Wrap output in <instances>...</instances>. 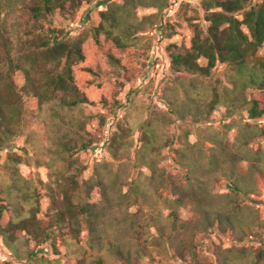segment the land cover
<instances>
[{
    "label": "rangeland",
    "instance_id": "obj_1",
    "mask_svg": "<svg viewBox=\"0 0 264 264\" xmlns=\"http://www.w3.org/2000/svg\"><path fill=\"white\" fill-rule=\"evenodd\" d=\"M23 2L0 0L2 72H8L19 89L25 83L22 72L6 69L10 62H19L25 39L56 34L68 42L79 40L84 60L73 67L75 82L92 103L63 107L50 100L39 104L36 97L23 93L21 122L13 121L7 135H2L0 128V199L5 205L0 225L7 227L23 219L27 226L16 235L12 248L0 235V264H29L27 255L31 252H35L34 258L59 259L61 264H79L78 259L105 254L103 241L100 246H90L83 235L73 233L68 226L61 231L55 228L54 237L44 243L38 232L37 225L53 212L47 184L55 188L60 199V193L69 187L68 175L81 166L80 186L94 173L103 175L108 183L114 181L115 194L126 190L120 182L138 184L146 196L147 188L154 186V194L161 199L160 211L165 210L169 187L153 180L158 175L182 184L191 175L195 178L191 186L214 202L221 204L223 196L229 194L233 203L245 210L244 218L239 219L240 225L248 227L243 233L239 227L226 226L215 210L201 212L190 205L180 206L179 218L196 228L191 250L165 243L154 226L141 220L140 240L149 257L137 264H220L223 254L230 257L226 264H237L233 260L239 252L236 249H244L248 254L245 261H249L258 248H264V176L253 173L255 191L234 195L227 168L213 169L207 159L222 141L229 145L237 142L241 136L237 124L264 130V115L248 119L242 112L243 117L234 114L223 119L219 109L209 115L202 112L216 81L225 84L224 64H216L209 76L170 69L167 46L190 44L192 29L186 18H197L195 21L205 26L200 0H166L156 19L147 21L134 35L133 43L124 48L103 34L96 40L93 31L98 12L122 0L83 2L72 20L55 10L40 19V26L29 35L25 33L33 28V20L23 11ZM153 12V8H137L136 15L141 18ZM62 136L91 140V146L63 158L55 146ZM245 146L264 157V133L251 137ZM247 162L239 161L237 170L244 172ZM143 210L151 209L145 206ZM251 213L257 221L251 222ZM113 263L125 264L120 259Z\"/></svg>",
    "mask_w": 264,
    "mask_h": 264
},
{
    "label": "trees",
    "instance_id": "obj_2",
    "mask_svg": "<svg viewBox=\"0 0 264 264\" xmlns=\"http://www.w3.org/2000/svg\"><path fill=\"white\" fill-rule=\"evenodd\" d=\"M88 1L24 0L22 9L33 20V28L25 34L34 32L40 26L39 20L55 10L72 20L82 3ZM165 2L122 0L121 3L107 4L105 9L98 12L99 21L93 28L96 40L103 34L119 48L129 46L145 23L156 19ZM137 8H153L155 12L138 18ZM199 8L203 12L205 26L196 22L197 18H186L192 29L189 46L175 43L167 46L171 71L209 76L216 64H224L225 84L216 81L202 112L209 115L219 109L223 119H230L234 114L243 117L242 112H245L248 119L261 117L264 115V0H200ZM21 47L19 62H10L6 70H20L24 85L16 89L9 73L4 74L0 66L2 135L10 133L9 126L13 121L21 122L23 93L36 97L39 104L50 100H56L63 107L92 103L75 82L73 67L84 60L79 40L68 42L56 34L37 35L25 39ZM237 126L241 135L237 142L229 145L222 141L207 157L213 169L227 168L230 191L234 195L255 191L253 173L264 176V157L250 152L245 146L251 137L263 134L264 130L250 124L240 123ZM55 146L64 158L71 151L90 148L91 140L62 136L55 141ZM241 160L248 161L244 172L236 168ZM83 170V166L76 167L68 175L69 187L60 193V199L55 194V188L47 184L49 208L53 212L47 214V220H41V224L37 225L42 243L54 237L55 228L61 231L65 226L71 228L73 233L83 235L90 246H100L102 241L105 243L104 255L99 254L88 260L78 259L79 264H114L116 259L125 264H137L141 258L149 257L145 243L140 240L141 220L146 221L148 226H154L165 243L191 250L194 234L197 235L196 228L189 221L179 218L177 210L180 206L190 205L201 212L215 210L226 226L232 229L239 227L243 233L248 228L239 224L245 210L241 205L233 203L235 200L232 196L224 195L221 204L214 202L211 197L191 186L195 180L191 175L186 176V184L160 175L153 178L158 185L164 187L165 183L169 187L165 210L160 211L158 205L161 199L158 194H154V186L147 188L149 196H146L138 184L120 182V187L126 186V190L115 194V182L108 183L99 173L83 180L80 186L78 176ZM229 197L231 199H227ZM145 206L151 210L144 211ZM4 208L0 199V219ZM252 213L250 220L255 222L257 218ZM24 221L10 222L7 227L0 225V235L8 248H12L16 235L27 229ZM246 225L249 226V223L246 222ZM104 233L109 234L110 238L104 236ZM236 250L239 252L234 254L233 260L237 264H264V248H258L249 261H245L248 254L244 249ZM226 251L232 250L230 248ZM31 253L27 255L26 263L61 264L59 259L50 261L42 256L38 259L34 258L35 252ZM219 261L220 264H226L230 257L223 254Z\"/></svg>",
    "mask_w": 264,
    "mask_h": 264
}]
</instances>
